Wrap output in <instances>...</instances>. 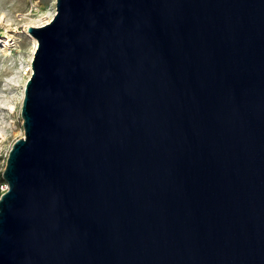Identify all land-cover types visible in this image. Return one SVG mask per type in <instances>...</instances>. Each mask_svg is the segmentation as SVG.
Returning a JSON list of instances; mask_svg holds the SVG:
<instances>
[{
    "label": "water",
    "instance_id": "95a60500",
    "mask_svg": "<svg viewBox=\"0 0 264 264\" xmlns=\"http://www.w3.org/2000/svg\"><path fill=\"white\" fill-rule=\"evenodd\" d=\"M0 195V264H264V0H56Z\"/></svg>",
    "mask_w": 264,
    "mask_h": 264
},
{
    "label": "rangeland",
    "instance_id": "374dc122",
    "mask_svg": "<svg viewBox=\"0 0 264 264\" xmlns=\"http://www.w3.org/2000/svg\"><path fill=\"white\" fill-rule=\"evenodd\" d=\"M55 13L56 0H0V195L9 151L25 133L22 96L34 47L27 27L51 20Z\"/></svg>",
    "mask_w": 264,
    "mask_h": 264
},
{
    "label": "bare ground",
    "instance_id": "6f19581e",
    "mask_svg": "<svg viewBox=\"0 0 264 264\" xmlns=\"http://www.w3.org/2000/svg\"><path fill=\"white\" fill-rule=\"evenodd\" d=\"M50 21V19L49 20H46V21H44V22H42V23H40V24H34L35 26H42V25H44V24H46V23H48ZM40 22V21H39ZM30 26V25H29ZM28 26V27H29ZM27 27V28H28ZM30 34V33H29ZM32 40H33V42H34V47H33V51H32V56H33V53H34V51H35V49H36V47H37V40H36V38H34L33 36H32ZM32 56H31V58H32ZM31 72H32V68L31 67H29L28 68ZM31 72H30V74H29V77H30V75H31ZM28 77V78H29ZM28 78H27V80H28ZM23 97V96H22ZM22 100V99H21Z\"/></svg>",
    "mask_w": 264,
    "mask_h": 264
},
{
    "label": "built area",
    "instance_id": "2783aa9c",
    "mask_svg": "<svg viewBox=\"0 0 264 264\" xmlns=\"http://www.w3.org/2000/svg\"><path fill=\"white\" fill-rule=\"evenodd\" d=\"M8 189H9L8 184L6 182H3L1 184V191H2V193L5 192V191H7Z\"/></svg>",
    "mask_w": 264,
    "mask_h": 264
}]
</instances>
